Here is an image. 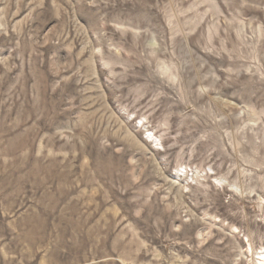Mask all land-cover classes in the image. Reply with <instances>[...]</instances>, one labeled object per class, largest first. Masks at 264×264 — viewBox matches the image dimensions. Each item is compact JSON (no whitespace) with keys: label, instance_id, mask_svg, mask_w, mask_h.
Masks as SVG:
<instances>
[{"label":"rangeland","instance_id":"obj_1","mask_svg":"<svg viewBox=\"0 0 264 264\" xmlns=\"http://www.w3.org/2000/svg\"><path fill=\"white\" fill-rule=\"evenodd\" d=\"M264 0H0V264H260Z\"/></svg>","mask_w":264,"mask_h":264},{"label":"bare ground","instance_id":"obj_2","mask_svg":"<svg viewBox=\"0 0 264 264\" xmlns=\"http://www.w3.org/2000/svg\"><path fill=\"white\" fill-rule=\"evenodd\" d=\"M258 260H259L260 264H264V251L261 254H259Z\"/></svg>","mask_w":264,"mask_h":264}]
</instances>
